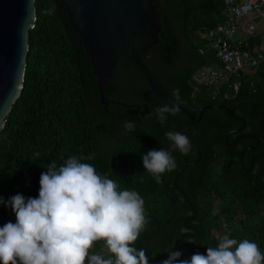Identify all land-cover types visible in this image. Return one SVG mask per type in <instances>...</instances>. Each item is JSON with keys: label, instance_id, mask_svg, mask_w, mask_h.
<instances>
[{"label": "trees", "instance_id": "trees-1", "mask_svg": "<svg viewBox=\"0 0 264 264\" xmlns=\"http://www.w3.org/2000/svg\"><path fill=\"white\" fill-rule=\"evenodd\" d=\"M152 3L162 28L142 59L161 92L174 100L178 88L180 105L194 114L205 104H225L244 120L243 128L225 109L206 108L201 120L182 133L191 151H171L176 167L157 184L141 157L153 149L171 150L165 133L179 132L188 118L178 111L166 114L163 123L157 119L155 109L166 102L152 92L129 56L118 58L103 88L109 102L101 104L88 55L63 5L35 0L23 87L0 129V227L15 223L6 206L10 197H38L39 178L49 164L59 167L77 156L121 190H135L143 198L148 223L133 246L145 250L149 264H160L171 251H180V259L206 254L228 233L263 251L264 64L229 76L217 88L198 82L199 69L221 66L207 30L224 20V1ZM46 9L53 11L45 15ZM141 44L137 37L135 46ZM128 120L135 124L132 132L124 128ZM89 156L91 160L83 159Z\"/></svg>", "mask_w": 264, "mask_h": 264}, {"label": "clouds", "instance_id": "clouds-1", "mask_svg": "<svg viewBox=\"0 0 264 264\" xmlns=\"http://www.w3.org/2000/svg\"><path fill=\"white\" fill-rule=\"evenodd\" d=\"M172 94L171 105L155 109L161 123L183 103L178 88ZM124 128L132 132L135 124L125 121ZM165 136L171 150L153 149L141 157L157 184L163 183L162 174L176 167L171 151H191L186 135L168 131ZM81 161L69 156L59 167L54 161L49 164L40 175L38 197H10L6 206L15 214V223L0 227V264H149L145 250L133 246L148 223L143 198L135 190H121L116 181ZM97 243L104 251H93ZM181 255L171 251L160 264H264L257 243L231 238L230 233L219 237L215 247H207L206 254L194 253L188 259Z\"/></svg>", "mask_w": 264, "mask_h": 264}, {"label": "water", "instance_id": "water-1", "mask_svg": "<svg viewBox=\"0 0 264 264\" xmlns=\"http://www.w3.org/2000/svg\"><path fill=\"white\" fill-rule=\"evenodd\" d=\"M59 1L65 9L69 23L79 34L88 55L101 104L106 105L109 102L103 94V88L120 56H129L132 59L159 99L170 105L174 102L172 98L161 92L152 72L142 59L146 49L158 42L162 28L161 15L152 0ZM35 20V0H0V126L2 127L23 87L28 30L34 26ZM137 37L142 41L138 48L135 46ZM173 42L175 43V40ZM167 52L170 57L172 51L168 47ZM210 107L225 109L242 121L239 130L243 128L244 120L234 115L233 109L225 104H205L197 114L179 105V112L189 120L179 132L183 133L197 124L201 120L203 111ZM230 132L232 130L228 133ZM199 159L200 156L197 160ZM188 164L189 162L185 163L179 169L174 181Z\"/></svg>", "mask_w": 264, "mask_h": 264}, {"label": "built area", "instance_id": "built-area-1", "mask_svg": "<svg viewBox=\"0 0 264 264\" xmlns=\"http://www.w3.org/2000/svg\"><path fill=\"white\" fill-rule=\"evenodd\" d=\"M225 18L207 30L219 67H203L196 73L198 82L217 88L229 76L239 71L254 70L264 64V47H255L249 43L257 28L264 31V0H223ZM240 27L246 31L245 36L238 34ZM96 251H104L102 243ZM264 252V250L262 251ZM107 256L108 253L104 252Z\"/></svg>", "mask_w": 264, "mask_h": 264}, {"label": "crops", "instance_id": "crops-1", "mask_svg": "<svg viewBox=\"0 0 264 264\" xmlns=\"http://www.w3.org/2000/svg\"><path fill=\"white\" fill-rule=\"evenodd\" d=\"M238 34L241 36H245L246 35V31L244 28L240 27V29L238 30ZM252 45H254L255 47H264V31L261 28V26H259L252 38Z\"/></svg>", "mask_w": 264, "mask_h": 264}, {"label": "rangeland", "instance_id": "rangeland-1", "mask_svg": "<svg viewBox=\"0 0 264 264\" xmlns=\"http://www.w3.org/2000/svg\"><path fill=\"white\" fill-rule=\"evenodd\" d=\"M247 71H251V70H247Z\"/></svg>", "mask_w": 264, "mask_h": 264}]
</instances>
